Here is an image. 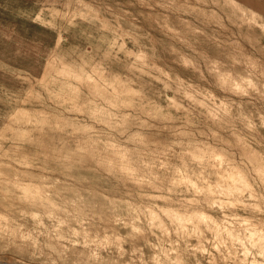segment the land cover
<instances>
[{
    "label": "rangeland",
    "instance_id": "obj_1",
    "mask_svg": "<svg viewBox=\"0 0 264 264\" xmlns=\"http://www.w3.org/2000/svg\"><path fill=\"white\" fill-rule=\"evenodd\" d=\"M240 2L264 14V0ZM42 9L45 17L48 9L79 15L71 25L57 20L66 29L62 56L52 57L47 80L37 88L34 77L41 71L42 61L37 62L34 54L41 48L44 54L49 53L56 39L54 31L33 22ZM115 25L135 38L115 41L124 45L118 59L106 57L115 35L109 29ZM142 50L152 57L155 67L148 64L142 71L129 70L131 59ZM262 91L264 32L250 29L238 19L230 22L216 4L167 0L165 7L146 8L138 0H0V264H83L81 253L86 250L82 236L72 238L79 241L75 246L67 239L58 240L47 220L48 234L39 235L45 230H37L35 221L21 216L22 211L43 212L49 201L61 203L71 198L68 189L77 187L83 176L91 179L93 187H106L109 199L117 201L115 209H104L84 225L90 238L99 234L102 239L106 233L124 238L123 254L111 253L115 264H156L173 246L180 254L172 252L169 259L176 264H185L188 255H202L201 233L187 231L179 214L186 203L171 204L164 190L151 181V167H143H178L183 160L176 157L170 143L147 142V130L154 126L157 131L178 132L179 123L186 124L189 150H203L204 157L197 161L220 172L204 177L218 181L222 196L235 192L248 196L245 177L256 188H264ZM83 104H91V110L98 109L92 113L109 119L117 113L119 119H111L107 125H121L124 135L140 134L135 137L140 142L133 155L127 151L128 141L123 142V154L115 143L106 144L111 163L121 166L128 179L102 183L91 171L90 143L87 152L70 157L63 166L55 162L53 149L66 156L73 152L68 151L61 135L52 133L57 129L47 120L82 114L81 108H87ZM148 146H156V158L148 155ZM187 161L195 165L196 159ZM237 167L248 168L243 169L247 175L228 173ZM160 177L173 178L170 184L181 185L196 176L176 170L171 176ZM32 183L41 187L44 195L45 191L51 195L41 200L26 196L23 187ZM227 183L242 187L228 191ZM149 192L156 193V199L149 198ZM224 205L228 204H219ZM116 216L129 226L116 225ZM19 225L23 227L15 231ZM149 225L154 227L149 229ZM70 227L79 231L72 221ZM135 227H141L142 232H134ZM260 232L252 224L241 232L242 237L227 231L232 246L242 248L245 264L254 262L255 247L259 249L256 257L264 258L260 255L264 234ZM61 233L68 234L69 229ZM28 234L32 239L23 238ZM187 234L197 239V246L195 240L194 246L187 245ZM221 247L218 244L216 248Z\"/></svg>",
    "mask_w": 264,
    "mask_h": 264
},
{
    "label": "crops",
    "instance_id": "obj_2",
    "mask_svg": "<svg viewBox=\"0 0 264 264\" xmlns=\"http://www.w3.org/2000/svg\"><path fill=\"white\" fill-rule=\"evenodd\" d=\"M83 105L87 107L81 108V110L85 111V114H67L65 119L62 120L52 119V122L47 120L51 128H53L54 125H59L57 131L52 130V133H57L59 137L60 135L63 137L69 152L75 151L77 143L84 144L86 148L90 143V149L92 151L100 147H106L107 143H115V147L120 148V153H122L124 141L131 143V145L127 146V151L130 155L136 152L139 148L138 143L140 142L139 138H135L140 135L138 132L124 135L121 125H114V130L107 126V123L112 121L111 119H115L116 121L119 119L117 113L114 114L115 118L109 119L105 114H98L97 112L92 113L96 110L98 111V109L91 110V104ZM183 107L185 106L183 105ZM150 123H152V121ZM178 126L180 128L178 132H172V129L170 131H157L154 126H152L147 130L146 136L147 142L149 143H170L171 146L174 147L176 157L183 160L179 162L178 167H151L152 177H160L161 175L171 176L176 173V170H178L181 175L196 176L195 178H191L189 182L181 185H176L174 182L170 184V180L172 181L173 178H151V181L154 182V186L157 185L159 186V190H164V196L171 201V204L177 201L182 204L186 203V205H182L183 209L180 210L181 213L179 212L180 216L183 214L182 216L186 218L181 216L188 224H186L185 229H187V231L197 230L202 235L205 252L200 256L196 255L195 258L188 255L185 258V264H197V262L198 264H245L243 262L242 248L238 244L234 247L232 246L233 239L227 236V231L235 233L236 238L238 236L242 237L241 232L252 224L264 234V188H256L255 185L245 177L247 180L245 185L249 188L248 196L247 193L241 194L239 192H235L231 196H222L218 189V181L204 177V175L219 174L220 172L213 167H204L202 162L197 161L204 157L203 150H189V135L186 132V124L179 123ZM97 138L105 141L104 145L94 143ZM195 141L198 143L197 136L195 137ZM176 144H178V146ZM107 151L110 152L109 150ZM114 152L118 153L117 150H114L113 153ZM148 153L153 159L156 158V146H148ZM68 156L71 158L76 157V155ZM116 156H118V154H116ZM191 159H196L195 165L192 163L189 165L187 160ZM243 169L237 167L236 170L228 173L246 176L247 172ZM175 181L177 180L175 179ZM193 185L195 188H192ZM225 186L233 189H227L228 191H235L238 190L236 187H242L241 184L230 183H227ZM169 189H171V191H169ZM148 196L149 198L156 199V193L149 192ZM158 196L162 198L161 195ZM221 203H226L228 205L219 206ZM195 224L197 227H194ZM194 240L197 246V239L191 234H187V245L189 247L194 246ZM218 244H222L224 248L221 247L217 250L216 247ZM258 250L257 247L252 249L255 255L253 256L254 262L251 264H264V258L256 257ZM262 251H264V249H260V252ZM249 259L250 258H248V263L251 261V259ZM256 261L257 263H255Z\"/></svg>",
    "mask_w": 264,
    "mask_h": 264
},
{
    "label": "clouds",
    "instance_id": "obj_3",
    "mask_svg": "<svg viewBox=\"0 0 264 264\" xmlns=\"http://www.w3.org/2000/svg\"><path fill=\"white\" fill-rule=\"evenodd\" d=\"M202 3L207 4H216L220 10L221 16L226 17L230 22L235 23L236 20H241L246 24L250 29L259 28L264 32V14L257 13L252 11L250 8L244 7L240 0H201ZM138 3L142 7L146 8H158L167 6V0H138ZM227 9L224 11V9ZM44 9L36 14L33 18L34 23H38L41 27H47L56 33L55 43L52 46L49 53L44 54L43 48H41L37 53L34 54L37 62L42 61V69L34 77L35 87H42L46 80V73L49 71V66L52 62V57L62 56L61 44L65 42V36L63 33L66 29L63 28L62 24H58L57 20L63 22L66 21L69 25L73 23L76 19L78 13H68L61 12L55 9H48V17L44 15ZM215 15V13H212ZM223 27L224 25L221 24ZM109 31H112L114 35V40L110 42V50L106 54V57H113L118 59V52L124 50L123 44H117L115 41H122L125 37L135 39L131 32H125L123 29L118 26H112ZM141 60H146V64H139ZM152 64V57L148 55L146 51H140L139 54H135L134 58L131 59V62L128 65L129 70L135 67L136 71H142L144 68ZM247 93H245L246 95ZM261 95H264V91L261 92ZM72 109H69L71 111ZM109 128H115L114 125H107ZM143 126V125H142ZM55 129L59 128V125H54ZM94 143L104 145L105 141L100 140L99 138L94 141ZM88 148L82 147L79 144L77 145L75 151L71 154L75 156L79 153L87 152ZM53 158L58 165L63 166L66 161L70 159V156L61 155L59 150L53 149ZM113 157L109 153L106 147H100L93 150L92 153V165L91 171H93L97 178L102 183H108L111 181H121L128 179L124 175L118 164H112ZM142 163V162H141ZM154 164H143L144 168L155 167ZM159 167L163 168L164 165L160 164ZM153 179H160V177H153ZM261 182L264 183V175L261 176ZM78 186L75 188H69L68 191L71 192V198L64 200L61 203H51L50 201L43 206V212L38 210L32 211H22L21 216L30 217L35 221L37 225V230L44 229V232H38L39 235L48 234V225L45 224V220L49 221L51 224V232L56 235L58 240H69L74 246L79 243V241L74 240V237H83L82 247L86 252H82L81 255L84 257L83 264H115V259L110 258L111 253L115 250L116 253L122 255L123 248L122 244L124 243V238L119 235L109 236L107 233L103 235V238H99V234L90 238L88 231L84 229V225L87 221H90L98 213H101L104 209H115L117 201L115 199H109L110 193L106 187L98 186L93 187L92 181L87 176H83L80 181L77 182ZM15 187V185H13ZM171 191V189H169ZM6 195H11L10 192H6ZM23 199V197H19ZM5 220L8 219L7 216L3 217ZM139 219V217H137ZM70 221L74 222L79 226V231L76 227H70ZM116 225L123 224L125 227L129 225L124 224L119 216H116L114 219ZM22 225L17 226L15 231H20ZM154 227V225H149L148 228ZM68 228V234H62L61 230ZM141 227L133 228V231L136 233L142 232ZM13 235L15 232L12 233ZM24 239H32L31 234L25 235ZM186 250V249H185ZM172 252H177V255L180 253L177 251L176 247L173 246L171 251L166 250L163 253V259H157L156 264H176V261L170 260ZM264 256V251L260 253ZM155 259V258H154ZM150 264V262H149ZM198 264V262H197Z\"/></svg>",
    "mask_w": 264,
    "mask_h": 264
},
{
    "label": "bare ground",
    "instance_id": "obj_4",
    "mask_svg": "<svg viewBox=\"0 0 264 264\" xmlns=\"http://www.w3.org/2000/svg\"><path fill=\"white\" fill-rule=\"evenodd\" d=\"M104 78V77H103ZM101 79H102V77H101ZM101 85V84H100ZM109 92V91H108ZM111 94V93H110ZM128 100V99H127ZM111 104V103H110ZM208 112V111H207ZM113 148V147H112ZM111 148V149H112ZM114 149V148H113ZM123 154V153H122ZM123 157H124V155H123ZM114 163V162H113ZM126 163V162H125ZM121 165V164H120ZM121 167V166H120ZM124 168H126L125 166H124ZM127 168H129V167H127ZM121 170V169H120ZM126 170V169H125ZM129 171V170H128ZM125 172V171H124ZM126 173V172H125ZM133 174H134V172H132ZM129 174V173H128ZM132 174V175H133ZM238 175H240V174H238ZM182 177V176H181ZM179 179V178H178ZM185 179V178H184ZM183 179V180H184ZM224 179H226V178H224ZM232 179V178H231ZM187 180V179H186ZM189 180V179H188ZM227 180V179H226ZM244 180V179H243ZM143 181V180H142ZM181 181V180H180ZM235 181H236V179H235ZM148 183V182H147ZM192 183V182H191ZM46 184V183H45ZM40 185V184H39ZM195 185V184H194ZM48 185H46V187H47ZM246 187H247V185H246ZM238 187H236V189H237ZM23 189L26 191V193H25V195L26 196H29V197H31V199H37V200H41L44 196H46V195H51L50 194V192H46L45 191V195L43 194L44 192H43V190L41 189V187H38L35 183H32L31 185H26V186H24L23 187ZM229 189V188H228ZM230 190V189H229ZM28 198V197H27ZM42 203V202H41ZM174 212V211H173ZM177 212L178 211H176V214H177ZM180 212V211H179ZM181 213V212H180ZM175 214V213H174ZM183 215V214H182ZM181 215V216H182ZM182 217H184V216H182ZM181 217V218H182ZM185 218V217H184ZM186 219V218H185ZM179 221V220H178ZM190 221V220H189ZM180 222H182L181 220H180ZM185 223V222H184ZM187 223V222H186ZM197 224V223H196ZM196 224L194 225V227L196 226ZM186 225V224H185ZM188 225V224H187ZM189 227V226H188ZM187 227V228H188ZM191 227V226H190ZM197 227V226H196ZM192 228V227H191ZM197 229V228H196ZM217 229V228H216ZM198 230H199V228H198ZM220 230V229H219ZM223 232V231H222ZM252 232V231H251ZM261 233V232H260ZM253 234V233H252ZM260 237V236H259Z\"/></svg>",
    "mask_w": 264,
    "mask_h": 264
}]
</instances>
